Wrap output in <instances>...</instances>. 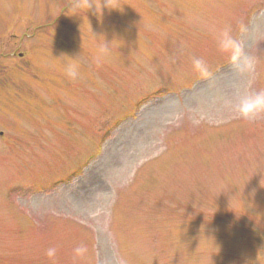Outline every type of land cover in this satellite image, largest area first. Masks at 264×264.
Here are the masks:
<instances>
[{
	"label": "rangeland",
	"instance_id": "374dc122",
	"mask_svg": "<svg viewBox=\"0 0 264 264\" xmlns=\"http://www.w3.org/2000/svg\"><path fill=\"white\" fill-rule=\"evenodd\" d=\"M261 92L264 0H0V264H264Z\"/></svg>",
	"mask_w": 264,
	"mask_h": 264
},
{
	"label": "clouds",
	"instance_id": "9594fccd",
	"mask_svg": "<svg viewBox=\"0 0 264 264\" xmlns=\"http://www.w3.org/2000/svg\"><path fill=\"white\" fill-rule=\"evenodd\" d=\"M219 47L221 51L228 52L234 50L238 47V42L230 35L228 29H225L218 40ZM100 53L104 54L108 51L107 44L101 46ZM68 61L65 64V74L68 78L75 80L80 75V65L77 62V58H72L68 56ZM97 62H99V57H97ZM193 69L203 75H207V65L206 62L201 58H193L192 60ZM264 111V92H261L253 97L246 98L242 101L240 105L241 114L248 119H255L258 117L259 113ZM87 252V248L83 245L78 246L74 249L76 256H83ZM57 254V249L55 247H50L46 251V255L50 260H54Z\"/></svg>",
	"mask_w": 264,
	"mask_h": 264
}]
</instances>
